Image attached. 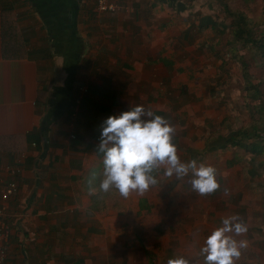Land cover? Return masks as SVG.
I'll return each instance as SVG.
<instances>
[{"label":"crops","instance_id":"0c3cea01","mask_svg":"<svg viewBox=\"0 0 264 264\" xmlns=\"http://www.w3.org/2000/svg\"><path fill=\"white\" fill-rule=\"evenodd\" d=\"M211 4L212 0H122L120 10L97 13L94 0H80L75 28L82 48L78 51V67H72L71 54L56 51L58 38L46 27V23L52 22L44 18L38 8L29 0H0V180L18 182L19 195L16 200H9V204L12 210L23 215L18 224L22 227L14 229L10 240L12 264H162L165 259L182 256L179 248L173 252L165 235L156 231L152 235L153 226L145 225L142 217L153 214L154 218H163L166 211L185 208L208 212L212 204L203 199L204 194L193 190V193H175L174 196L166 192L164 197L143 194L128 199L115 189L100 191L103 163L96 145L99 125L96 128L92 123L86 125L81 116L74 113L68 116L67 109H57L68 99L69 94L64 91L72 86L68 82V78L72 79V68L71 81H78L87 74L90 75L87 85L105 91L104 95L94 96L99 106L108 108L92 109L97 121L133 107H127L121 96L124 90H128V96L134 94L136 88L129 83L131 77L132 84L141 89L139 95L145 98L144 107L168 120V110H153L151 102L163 95L162 88L159 94L152 89H157L159 82L167 84L169 71L181 70L180 65L174 66L169 59L170 50L163 51L164 42L169 41L167 27L178 18L177 13L182 14L190 6L193 5L190 10H203L202 5H205L209 11ZM181 17L184 25L186 19ZM200 19L196 30L216 28L209 14ZM94 23L103 28L101 38L106 36L107 24L117 31L110 39L111 47L106 48L102 43L89 49ZM151 28L161 37L158 47L148 52L142 45L138 52L128 45L116 55L122 42L134 41L131 36L124 38V32L146 34ZM177 35L182 40L191 38L185 29ZM89 51L94 55L93 60L89 59ZM127 54L143 59L131 66L123 59ZM135 67L143 75L135 76ZM120 70L127 71L126 82L116 79L115 72ZM57 74H60V82L52 79ZM95 75L97 80L93 81ZM52 111L55 116L49 115ZM45 119L47 123L41 130ZM225 146L226 143L212 144V138H206L204 151L210 156L209 160L203 156L196 161H206L203 164L212 166V152ZM16 168L18 172H10ZM153 175L157 183L149 188H162L165 176L161 167ZM189 177L178 180H190ZM178 228H174L175 233ZM189 229L199 233L196 239L199 251L205 235L212 230V223ZM29 232L34 233L35 240L19 234ZM146 237L151 238L157 249L149 246L151 242L147 243ZM197 256L195 264H204L200 252Z\"/></svg>","mask_w":264,"mask_h":264},{"label":"rangeland","instance_id":"374dc122","mask_svg":"<svg viewBox=\"0 0 264 264\" xmlns=\"http://www.w3.org/2000/svg\"><path fill=\"white\" fill-rule=\"evenodd\" d=\"M222 4L228 5L233 11L243 12L250 20L252 33L257 37L264 36V0H222L221 2L212 0L209 11L205 9V5H202L203 10H190L192 5L182 14L177 13L178 18L167 27L169 41L164 42L163 51L170 50L169 59L173 60L174 66L180 65L181 70L169 71L167 84L159 82V87L152 89L158 94L162 92L163 95L155 100L151 99L153 110L160 108L169 112V118L166 120L174 128L172 143L181 161L190 159L200 161L203 156L209 160L210 156L204 151L206 138H212V144L226 143L223 149L212 152V167L215 169L218 187L213 192L204 194L203 197L212 204V209L208 212H194L191 209L185 210L186 208L174 209L170 212L166 211L163 218H154L153 214L142 218L145 225L153 226L152 235L156 232L165 235L174 253L179 248L182 257L188 263L195 264L197 252H200L196 242L199 233L196 229L189 228L212 223L213 229L219 225L222 217L237 215L247 225V230L235 238L238 241L244 240L246 246L240 249V255L233 259V264H264V153H253L243 147L231 146L229 142V138L240 129L252 132L256 128V136L262 137L264 134V47L257 48L234 41V36L231 34V19L225 14ZM207 14L214 19L216 28L196 30L200 18ZM181 16L186 19L184 25ZM110 22L107 23L114 26ZM108 24L105 27L104 38L100 37L103 32L102 26L93 24L95 28H91L93 40L90 41L89 49L92 46L95 49L102 43L106 48L112 46L113 41L110 39L117 31ZM183 29L188 31L190 40L177 37ZM124 33V38L131 36L134 41L122 42L116 55L120 54L122 47L127 48L128 45H131L133 51L138 49V52L142 45H145L148 52L150 48L154 49L160 45L161 37L153 33V28L146 34H140L138 31L133 34ZM112 55L111 53L110 57ZM93 56L89 51V59L93 60ZM123 59L132 66V64L138 65L143 58L127 54ZM120 71L115 72L116 79L120 78L126 82L127 71ZM139 73L135 67V76H139ZM54 78L55 76H52L54 82H60V74ZM96 78L95 75L93 81L97 80ZM79 80L80 88H85L90 82V75L84 74ZM129 80L136 90L129 96L128 90H122L124 104L127 107L137 104L144 106L145 98L139 95L141 89H137L139 87L137 84H132V77ZM253 93L257 95H252ZM81 94L82 90L78 89L75 98L79 99ZM256 136L255 140L250 138L245 142L249 143L253 140L262 144V140ZM191 154L194 158L190 157ZM161 169L164 173L163 166ZM164 176L165 185L162 188H148L139 194L131 192L126 197L132 199L143 194L164 197L166 192L172 193V196L176 195L175 193L194 192L190 180ZM176 226H179L178 233L174 232ZM145 241L147 243L150 241L149 246L157 249L150 237H146ZM169 260L165 259L162 264H169Z\"/></svg>","mask_w":264,"mask_h":264},{"label":"clouds","instance_id":"9594fccd","mask_svg":"<svg viewBox=\"0 0 264 264\" xmlns=\"http://www.w3.org/2000/svg\"><path fill=\"white\" fill-rule=\"evenodd\" d=\"M174 128L162 116L137 104L113 112L99 124L97 151L102 154L103 171L99 190L115 189L122 196L143 193L157 183L154 171L164 167V175L183 179L189 177L191 188L203 195L213 192L218 183L211 165L195 159L183 162L172 143ZM247 225L237 216L222 217L219 225L203 239L199 249L204 264H233L246 246L235 237L246 232ZM169 264H188L182 256Z\"/></svg>","mask_w":264,"mask_h":264},{"label":"trees","instance_id":"16d2710c","mask_svg":"<svg viewBox=\"0 0 264 264\" xmlns=\"http://www.w3.org/2000/svg\"><path fill=\"white\" fill-rule=\"evenodd\" d=\"M29 2L40 10L44 18L52 22V24L46 23V27L56 35V38H58L56 42V51L60 52L62 50V53H70L72 64L74 63V66L72 67L77 66L76 62L80 60L78 51L82 48V42L78 38L75 28L77 9L80 0H29ZM223 9L225 14L231 19V34L234 36L233 39L235 42L239 41L244 45L254 46L257 48L264 47V36L257 37L252 33L253 28L249 25L250 20L243 12L233 11L228 5H224ZM70 74L73 79L74 73L72 68L70 70ZM68 79V82L72 84V86L70 85V87L64 91L68 92V99L61 108L58 106L59 109H57V111L67 109L68 116H71L73 113L75 115H79L82 119H85L86 125H88V123H92L93 127L96 128L100 121L96 120L92 109L107 110L108 108L99 106L94 96H100V94L104 95L105 91L97 86L87 85L79 98V102H77L75 95L78 92V89H81L80 81L78 82L74 80L73 82L71 81V78ZM70 83H68V85ZM252 95L257 94L253 93ZM53 112L54 111H52L49 115L55 116V113L53 114ZM45 120H42L40 125L41 130L44 129L45 123H47V120ZM255 130L256 128H254L252 132H248L244 129L238 130L229 138L230 145L239 146L240 148L243 147L247 150L249 149V151L253 153H264V134L262 137L259 135L256 136ZM27 136L29 137L30 135ZM255 136L262 140V144L258 141H253L255 140ZM250 138L253 140L246 143L245 141L250 140Z\"/></svg>","mask_w":264,"mask_h":264},{"label":"built area","instance_id":"2783aa9c","mask_svg":"<svg viewBox=\"0 0 264 264\" xmlns=\"http://www.w3.org/2000/svg\"><path fill=\"white\" fill-rule=\"evenodd\" d=\"M122 8V0H94V9L97 13L116 12ZM82 92L84 88L81 89ZM79 102V99L76 100ZM15 174L18 169H10ZM19 195V185L16 180H0V264H12L9 260V245L14 229L18 226L19 221L23 219L21 212L10 208L9 200H16ZM22 238L35 240L34 233H19ZM20 235V238H21Z\"/></svg>","mask_w":264,"mask_h":264}]
</instances>
